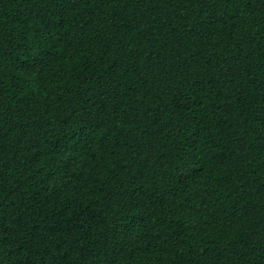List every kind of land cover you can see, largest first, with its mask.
<instances>
[{"label": "trees", "instance_id": "trees-1", "mask_svg": "<svg viewBox=\"0 0 264 264\" xmlns=\"http://www.w3.org/2000/svg\"><path fill=\"white\" fill-rule=\"evenodd\" d=\"M0 264H264V0H0Z\"/></svg>", "mask_w": 264, "mask_h": 264}]
</instances>
